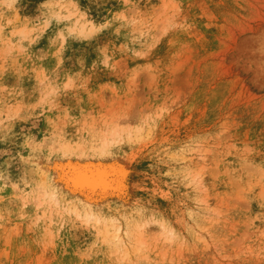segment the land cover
Listing matches in <instances>:
<instances>
[{
  "label": "rangeland",
  "instance_id": "1",
  "mask_svg": "<svg viewBox=\"0 0 264 264\" xmlns=\"http://www.w3.org/2000/svg\"><path fill=\"white\" fill-rule=\"evenodd\" d=\"M0 264H264V0H0Z\"/></svg>",
  "mask_w": 264,
  "mask_h": 264
},
{
  "label": "bare ground",
  "instance_id": "2",
  "mask_svg": "<svg viewBox=\"0 0 264 264\" xmlns=\"http://www.w3.org/2000/svg\"><path fill=\"white\" fill-rule=\"evenodd\" d=\"M81 29H84V24L82 25ZM75 175H76V177L73 179H75L74 181L76 182V184L81 185V186H89L92 188V190L96 189L98 186H103V187L107 186V184H105V181L102 179V177L100 178V175H99V177L98 176L96 177L95 176L96 174L93 176V175L88 174V172L83 171V170L76 172Z\"/></svg>",
  "mask_w": 264,
  "mask_h": 264
},
{
  "label": "water",
  "instance_id": "3",
  "mask_svg": "<svg viewBox=\"0 0 264 264\" xmlns=\"http://www.w3.org/2000/svg\"><path fill=\"white\" fill-rule=\"evenodd\" d=\"M88 174L95 175L92 171H88ZM96 177L98 176L97 174L95 175ZM99 177V176H98ZM88 183V182H87ZM85 185V184H84ZM81 186V185H80Z\"/></svg>",
  "mask_w": 264,
  "mask_h": 264
}]
</instances>
